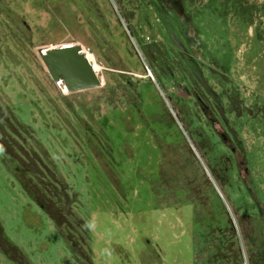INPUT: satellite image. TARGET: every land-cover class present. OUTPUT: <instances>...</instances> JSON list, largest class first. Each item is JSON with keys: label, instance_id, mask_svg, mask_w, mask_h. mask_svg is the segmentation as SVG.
<instances>
[{"label": "rangeland", "instance_id": "1", "mask_svg": "<svg viewBox=\"0 0 264 264\" xmlns=\"http://www.w3.org/2000/svg\"><path fill=\"white\" fill-rule=\"evenodd\" d=\"M40 1L5 0L13 11L11 21L6 22L0 14V52L4 56V63H0V104L6 103L13 117L30 129V133L17 130L21 144L30 149L36 141L44 148L51 168L68 185V194L77 196L73 204L79 203L77 208L85 215L81 214L89 233L84 241L92 264H147V259L148 264H194L193 240L181 229L183 223L166 211L149 210L159 170L166 168L152 134L166 135L168 142H177L178 137L159 114L157 118L154 95L170 105L147 76L146 68L151 70L135 40L129 39L125 24L122 26L107 6L109 0H98L101 17L89 15L92 9L77 11L70 4L75 20L62 19L64 29L51 21H56V16L52 18ZM123 6L128 8L124 1ZM131 25L138 35L148 34L145 28ZM74 53L86 54L84 57L92 62L97 79L93 85L67 89L57 75L53 60ZM251 66L248 61L232 69L247 104L256 94H264V81L256 83ZM118 71L135 78L137 87L117 84L114 78ZM128 94L140 106L136 108L139 115L134 112V122L130 113L126 117L123 114ZM77 119L83 133L76 139L70 131L78 130ZM127 124H133L132 131L126 130ZM126 132H131L130 137ZM245 140L249 147H263V139L247 130ZM3 161L0 222L7 241L29 264H85L79 250L68 249L52 222L25 196L12 163L5 158ZM175 190L180 196L181 190ZM217 197H210L213 206L218 204ZM143 210L145 216L140 220L136 216ZM151 255H158L159 260L153 261ZM0 264L12 263L0 256Z\"/></svg>", "mask_w": 264, "mask_h": 264}, {"label": "flooded vegetation", "instance_id": "2", "mask_svg": "<svg viewBox=\"0 0 264 264\" xmlns=\"http://www.w3.org/2000/svg\"><path fill=\"white\" fill-rule=\"evenodd\" d=\"M123 1L128 8L123 6ZM39 3L46 7L52 18L56 16V21L53 19L51 21L55 22L61 29L66 28L62 23V19L75 20V11L70 9V4L77 11L83 12L85 9L86 12L87 9H92L89 15L95 14L94 17L96 15L101 17L98 0H42ZM109 5L120 24L122 26L125 24L124 28L129 39L130 36L133 38L132 31L135 35L133 39L141 45L146 58L150 59L152 68L162 75L167 95L190 99L189 105L194 110L199 111L200 116L201 114H211L210 123L216 128L223 143L219 146L220 149L232 156H237V154L239 158L243 156L241 149L237 148L236 137L227 128V121L220 116L221 108L228 105V95L231 92V89L220 84V79L223 76H228L232 80V85L238 89L245 107L254 105L256 108H260L263 105L264 94L260 93L256 94V98L252 103H246L244 91L233 78L232 69L235 64L245 65L250 61L252 64L250 69L255 72L256 83L259 80L264 81V0H109L107 6ZM111 10L108 9L110 15ZM0 14L6 17V22L11 21L13 11L5 3V0H0ZM71 16L72 18H70ZM57 19H61V21ZM21 23L23 24L24 21L22 20ZM131 23L139 28H145L148 34L138 35L131 27ZM12 31L15 34V31ZM153 42L158 45L160 51H149ZM0 51H3L1 45ZM75 54H80L85 59V54ZM145 56L143 57L144 61ZM153 57H155V63ZM0 63H4V56L1 52ZM12 63L17 64L13 58ZM118 72L119 74L114 78L117 84L135 87L133 82L129 83L128 81L127 83V79L132 77L131 75L121 71ZM125 75L128 77L126 78ZM197 75L201 76V81L197 80ZM188 76L194 79L196 83L193 88H190L191 90L188 88L189 94H186L183 91L185 90L183 86L188 87V83H186ZM171 78H174L181 85V88H177V85L172 83ZM215 79L220 80L219 83H215ZM190 92H193V94H190ZM215 94L218 95L219 99L215 97ZM223 95H225V99L219 101ZM128 98L127 111L125 110L123 114L126 117L130 113L133 119L134 112L139 115L136 108L137 106L140 108V106L132 96L129 95ZM165 98L169 103L168 98ZM154 100L155 98H153V102ZM162 103L161 106L154 103L157 108V118L160 116L161 120L172 128L178 139L177 142L176 140L168 142L166 135L154 136L152 134V139L155 138L157 142L156 144L160 149V158L164 161L166 168L159 170L156 180L158 186L152 189V208H149V210L151 212L166 211L170 217H176L183 223L181 229L192 237L190 230L192 221L189 211L192 207L191 199L186 202L187 204L182 211L172 207V203L175 201L181 202L183 196L182 191L181 195L178 196L175 190L179 186L180 173L184 168L181 163L182 153L180 152L182 145L179 142L185 141L192 154L193 158L191 159L194 160V163L199 162V166L213 187L217 188V186L171 105L169 104L170 107H167L163 100ZM77 122H79V131H76V128L70 131V135L75 138L76 135L80 136L83 133V131H80V126L82 127L80 120L77 119ZM132 126L133 124H130V126L127 124L126 130L132 131ZM19 128L30 133L28 127L22 125L13 117L11 108L6 103L0 104L1 163L4 162V158L12 163L13 174L20 182L25 196L52 222L67 248L72 251L73 249L79 250L80 259L85 264H92V258L89 255L90 250L85 246L84 241L85 236L89 233L88 225L83 217L85 215L80 214L77 208L79 203L73 204L77 200V196L73 195L71 197L68 194V185L51 168L52 162L44 148L39 146L36 141L35 147L32 146L34 149H28L24 144H21L17 132ZM130 133L126 132L124 134L130 137ZM245 133H243V138H245ZM186 140H189L191 148ZM129 153L132 154V150ZM112 180L115 182L114 178ZM159 188L163 189L162 193ZM75 205L76 207H73ZM128 214L127 212L126 215ZM144 216L145 212L143 210L141 215L136 217L142 220ZM231 220L233 219L231 218ZM148 249L151 248L148 247ZM0 256L12 264H29L27 258L7 241L1 222ZM150 258H152V255ZM154 258L157 261L159 260L158 255ZM154 258H152L153 261ZM146 262L147 264L150 263L149 259ZM159 264L162 263L159 262Z\"/></svg>", "mask_w": 264, "mask_h": 264}, {"label": "trees", "instance_id": "3", "mask_svg": "<svg viewBox=\"0 0 264 264\" xmlns=\"http://www.w3.org/2000/svg\"><path fill=\"white\" fill-rule=\"evenodd\" d=\"M131 35L135 37L132 31ZM136 44L145 56L141 45ZM152 50L160 51L155 42L151 44V49L149 48V51ZM145 61L157 87L168 98L169 104L227 204L222 202L199 164L191 159L192 154L182 140L180 152L184 168L180 173L178 189L181 188L183 196L181 202H173L172 207L182 211L186 202L190 199L192 201L189 211L192 221L190 230L194 240V264H264V103L260 108L254 105L245 107L238 89L232 85V80L228 76H223L221 81L214 80L215 83L220 81L223 87L231 89L228 105L221 108L220 116L227 121L229 132L237 139V148L243 152L240 158L238 154L232 156L220 149L219 146L223 143L216 128L210 123L211 114L200 116L199 111L189 105L190 99L167 95L162 75L152 68L150 59L146 56ZM153 62L155 63V57ZM200 77L197 75L198 81L202 80ZM187 78L188 87L183 86L185 88L183 91L189 94L188 88H193L196 81L190 76ZM134 80L135 78L130 77L127 83L129 81L134 84ZM171 80L177 88H181L174 78ZM154 97V103L161 106L163 104L161 97L158 95ZM215 97L219 99L217 94ZM223 98L225 99V95L220 97L219 101ZM246 130L254 137L263 139L262 148L247 146L243 138ZM241 169L244 174H241ZM213 194L218 196V204L215 206L210 199ZM226 206L229 207L230 215Z\"/></svg>", "mask_w": 264, "mask_h": 264}, {"label": "water", "instance_id": "4", "mask_svg": "<svg viewBox=\"0 0 264 264\" xmlns=\"http://www.w3.org/2000/svg\"><path fill=\"white\" fill-rule=\"evenodd\" d=\"M52 66L54 67L57 75L62 79L64 84L69 89L81 88L82 86L83 87L90 86V85H93L97 80L95 74L84 77L81 81L74 79L75 75L73 73H74L75 68H77L78 70V68L80 67L81 68L88 67L87 61L80 54L77 55L74 53V54L63 55L62 57L54 59ZM215 189L216 191H218L217 188ZM219 195L221 198V194ZM222 201L225 204V201L224 200ZM226 209L228 211L227 206H226Z\"/></svg>", "mask_w": 264, "mask_h": 264}, {"label": "bare ground", "instance_id": "5", "mask_svg": "<svg viewBox=\"0 0 264 264\" xmlns=\"http://www.w3.org/2000/svg\"><path fill=\"white\" fill-rule=\"evenodd\" d=\"M85 59H86V61H87V63H88V67H84V68H82L81 69V71H74V75H75V78L74 79H79V76H80V74H82V76L81 77H87L88 75H91V73L93 74L94 72H92L93 70V68L91 69V67H92V62L89 60V58L88 57H85ZM85 72H87V73H85ZM80 77V78H81Z\"/></svg>", "mask_w": 264, "mask_h": 264}, {"label": "built area", "instance_id": "6", "mask_svg": "<svg viewBox=\"0 0 264 264\" xmlns=\"http://www.w3.org/2000/svg\"><path fill=\"white\" fill-rule=\"evenodd\" d=\"M146 39H148L147 37H146ZM86 55V54H85ZM146 70H147V76L151 79V80H153V82H155L154 81V78L152 77V74H151V72H149V70L146 68Z\"/></svg>", "mask_w": 264, "mask_h": 264}]
</instances>
